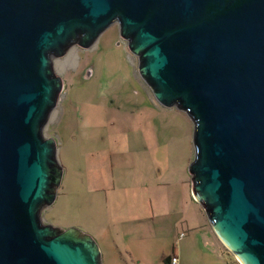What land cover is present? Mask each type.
Wrapping results in <instances>:
<instances>
[{
  "label": "water",
  "instance_id": "water-1",
  "mask_svg": "<svg viewBox=\"0 0 264 264\" xmlns=\"http://www.w3.org/2000/svg\"><path fill=\"white\" fill-rule=\"evenodd\" d=\"M114 25L157 101L193 123V194L215 234L264 264V0H0V264H103L92 236L42 221L64 175L43 130L54 59Z\"/></svg>",
  "mask_w": 264,
  "mask_h": 264
},
{
  "label": "rangeland",
  "instance_id": "rangeland-1",
  "mask_svg": "<svg viewBox=\"0 0 264 264\" xmlns=\"http://www.w3.org/2000/svg\"><path fill=\"white\" fill-rule=\"evenodd\" d=\"M139 69V58L120 37L118 25L88 49L73 45L53 61L62 91L43 134L56 139L64 175L42 221L92 236L103 264H116V219L141 224V211L157 228L144 242L146 257L159 259L173 219L162 215V201L152 198L150 206L144 189L153 183V171H168L170 178L163 180L184 177L194 153L192 121L163 107ZM170 188L181 194L180 184ZM167 199L173 215L177 200ZM216 239L227 260L239 264Z\"/></svg>",
  "mask_w": 264,
  "mask_h": 264
},
{
  "label": "crops",
  "instance_id": "crops-1",
  "mask_svg": "<svg viewBox=\"0 0 264 264\" xmlns=\"http://www.w3.org/2000/svg\"><path fill=\"white\" fill-rule=\"evenodd\" d=\"M193 159L194 153L190 165ZM168 173L161 170L153 171L155 179L148 188L144 189L150 206H153L152 198L158 203L162 201L164 203L162 215L166 219H173L170 231H166L165 234L166 245L160 248L159 259L153 260L146 257L144 242L150 235L157 233V228L151 219L146 220L147 217L141 211V224L134 225L133 219L121 221L116 219V264H163L164 260L172 255L179 259L178 264H234L233 261H228L220 251V243L216 239L209 219L194 197L189 168L180 179L173 177L171 180H163V177L170 178V176L167 177ZM174 183L180 184L181 194L173 188H170V191L169 186ZM155 193L159 197L155 196ZM166 197H169L170 201L177 200L178 212L173 211V215L169 211L173 207L167 204L169 200H163ZM150 215L152 216L153 212ZM183 234L184 236L181 237ZM167 245H172L171 252L167 253Z\"/></svg>",
  "mask_w": 264,
  "mask_h": 264
},
{
  "label": "trees",
  "instance_id": "trees-1",
  "mask_svg": "<svg viewBox=\"0 0 264 264\" xmlns=\"http://www.w3.org/2000/svg\"><path fill=\"white\" fill-rule=\"evenodd\" d=\"M173 257H176V256H175V255H172V256L166 258V259L164 260L163 264H172V258H173ZM234 264H235V263H234Z\"/></svg>",
  "mask_w": 264,
  "mask_h": 264
},
{
  "label": "built area",
  "instance_id": "built-area-1",
  "mask_svg": "<svg viewBox=\"0 0 264 264\" xmlns=\"http://www.w3.org/2000/svg\"><path fill=\"white\" fill-rule=\"evenodd\" d=\"M183 236H184V234L181 237H183ZM178 263H179V259L177 257H173L172 258V264H178Z\"/></svg>",
  "mask_w": 264,
  "mask_h": 264
}]
</instances>
